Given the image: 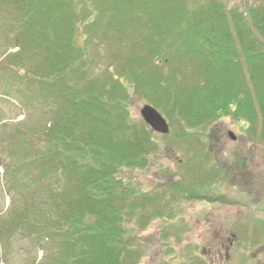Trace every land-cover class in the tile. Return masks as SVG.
Segmentation results:
<instances>
[{"label": "trees", "instance_id": "16d2710c", "mask_svg": "<svg viewBox=\"0 0 264 264\" xmlns=\"http://www.w3.org/2000/svg\"><path fill=\"white\" fill-rule=\"evenodd\" d=\"M88 3L79 10L75 0H0L10 45L19 49L8 57L19 59L11 70L0 66L4 94L47 122L40 131L16 128L9 142L10 163L1 166L32 192L6 232L53 245L48 264H137L127 224L159 216L146 212L159 197L119 174L149 165L157 135L130 117L128 91L179 125L182 138H191L185 126L200 136L229 117L253 135L258 124L264 140V0L244 14L218 0ZM74 35L85 46L117 47L116 74L88 78Z\"/></svg>", "mask_w": 264, "mask_h": 264}, {"label": "rangeland", "instance_id": "374dc122", "mask_svg": "<svg viewBox=\"0 0 264 264\" xmlns=\"http://www.w3.org/2000/svg\"><path fill=\"white\" fill-rule=\"evenodd\" d=\"M75 1L80 10L89 0ZM218 1L237 7L243 14L248 6L259 2ZM4 15L0 11V66L7 62L6 68H10L19 59L8 57L19 53V49L10 45L6 28L9 18ZM74 37L85 52L82 68L88 78L100 81L103 76L116 74L119 65L113 56L117 47L108 41L85 46L78 35ZM25 62L21 60L18 65L20 72L22 65L27 66ZM5 77L1 69L0 264H48L53 245L39 242L28 232L23 236L6 232L9 222L29 208L25 203L32 192V186L17 171L5 172L1 166L10 163L9 142L16 128L40 131L47 122L41 111L19 103L10 91V96L4 94ZM128 95L129 115L141 121L139 111L149 104L131 88ZM159 113L169 125V134L155 136L157 152L149 165L119 174L124 183L138 188L141 194L159 197L156 205L146 211L148 215L155 211L159 216H150L147 222L135 217L127 224L133 227L130 234L138 246L137 264H264V140L258 135L259 125L254 127L253 135L248 124L222 117L200 136L185 126L191 135L187 139L182 138L185 132L179 125H171ZM190 188L196 194H183Z\"/></svg>", "mask_w": 264, "mask_h": 264}, {"label": "water", "instance_id": "95a60500", "mask_svg": "<svg viewBox=\"0 0 264 264\" xmlns=\"http://www.w3.org/2000/svg\"><path fill=\"white\" fill-rule=\"evenodd\" d=\"M139 116L151 131L159 135H167L169 126L166 120L151 106L144 105L139 111ZM229 137L233 139V135L229 133Z\"/></svg>", "mask_w": 264, "mask_h": 264}]
</instances>
